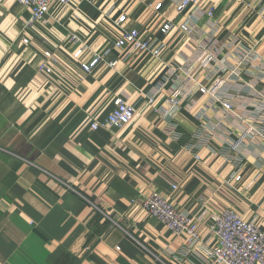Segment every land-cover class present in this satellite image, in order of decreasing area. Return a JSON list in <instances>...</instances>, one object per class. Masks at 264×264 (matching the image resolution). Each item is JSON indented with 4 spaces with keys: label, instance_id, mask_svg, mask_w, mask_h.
I'll return each mask as SVG.
<instances>
[{
    "label": "crops",
    "instance_id": "1",
    "mask_svg": "<svg viewBox=\"0 0 264 264\" xmlns=\"http://www.w3.org/2000/svg\"><path fill=\"white\" fill-rule=\"evenodd\" d=\"M181 1L57 4L30 26L16 0L0 6V264H217L211 212L233 209L264 230V137L243 138L246 125L220 103L254 113L250 124L264 134V69L249 60L264 61V0H195L179 13ZM187 20L191 34L180 29ZM167 21L175 27L164 34ZM133 28L164 40L162 55L132 53L115 66L82 69ZM80 44L87 48L74 57ZM201 46L216 49L217 60L199 80L228 81L216 102L199 95L192 110L165 115V98L187 88L182 79ZM123 53L113 47L106 59ZM42 60L51 73L39 71ZM120 98L136 107L135 120L90 129ZM153 190L199 218L202 243L190 246L132 202Z\"/></svg>",
    "mask_w": 264,
    "mask_h": 264
},
{
    "label": "built area",
    "instance_id": "2",
    "mask_svg": "<svg viewBox=\"0 0 264 264\" xmlns=\"http://www.w3.org/2000/svg\"><path fill=\"white\" fill-rule=\"evenodd\" d=\"M22 6L27 8L30 12V18L27 25H32L37 21L43 20L52 10L54 5L60 4L68 6L73 2L82 3L91 0H16ZM6 0H0V6ZM195 0H182L178 6L179 13H185L187 8L192 5ZM162 4L154 5V8L159 10ZM215 9L208 11L209 16H213ZM124 20V16L119 19V22ZM190 20H187L180 26L183 33H193L194 27L191 25ZM175 27L174 22L167 21L161 27L164 34H168ZM218 31V30H216ZM72 41L78 42L79 39L76 35H72ZM24 43H29L28 38L23 39ZM114 48L122 50L124 53L120 58L107 60L106 57L111 53ZM167 47L164 40H153L151 38H142L138 29L123 30L119 38L113 42L101 54L95 53L93 58L88 62H82V69L86 72H91L95 67L103 62H107L109 66H115L121 59H127L132 53H148L155 57H160ZM87 46L80 44L74 52V57H80ZM203 53L201 57L194 63L192 68L186 71V77H183L182 82L186 89L174 88L165 98L163 103V113L165 115H174L183 108L192 110L196 107L198 96L201 97L210 95L216 102L218 100L217 91L219 87L225 85L227 79L221 77L215 85L209 86L199 80V72L201 68H206L208 65L217 60L215 49L214 53L207 51V48L201 46ZM47 58L56 60L54 54L46 51ZM251 63H257L260 68L264 69V61L261 60L258 54L249 58ZM260 62V63H259ZM253 65V64H252ZM39 71L46 73L52 72V67L48 64L47 60H42L38 66ZM230 73L240 75V72L230 70ZM171 74L169 77H172ZM162 86L150 97L149 104H155L158 98V93L163 88ZM224 113L235 115L240 124L246 125V135L250 131L254 135L264 137V134L256 129L254 125L250 124L253 119L254 113L250 111H241L233 102L224 101L221 99ZM139 114L136 107L128 100L120 98L114 108L102 119L93 120L90 124V129L98 130L100 128H122L123 126L130 125L137 115ZM198 117L205 118V113L198 114ZM255 120V119H253ZM231 134L232 132H228ZM241 138V140L243 139ZM199 158V155H196ZM134 204L141 205L151 215L158 218L169 230L177 235H187L190 241V246H196L203 242L204 238L201 236L198 229L199 218L188 213L185 210L179 209L175 204L166 196L157 190H153L149 194H140L137 198H133ZM211 237L217 239V244L210 250L209 255L213 262L217 264H264V230L258 226L254 221L245 219L241 214L233 209H225L220 212H211Z\"/></svg>",
    "mask_w": 264,
    "mask_h": 264
}]
</instances>
